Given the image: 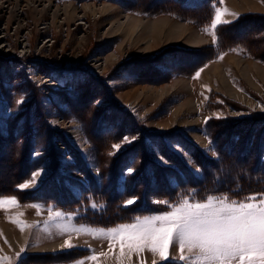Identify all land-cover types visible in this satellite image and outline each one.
Segmentation results:
<instances>
[{"label":"rangeland","instance_id":"374dc122","mask_svg":"<svg viewBox=\"0 0 264 264\" xmlns=\"http://www.w3.org/2000/svg\"><path fill=\"white\" fill-rule=\"evenodd\" d=\"M170 1L0 0V197H16L19 203V207L0 209V224H9L17 233L27 232L22 240L23 235L15 233L13 238L8 230L2 229L0 264H78L80 261L99 264L105 260L104 254L109 250L116 251L113 264H120L119 242L112 241L110 249V242L103 237L97 239L83 232L62 235L56 224L65 223L72 228L111 229L141 216L134 215L138 208L151 211L142 217L164 213L168 208L154 201L175 203L181 197L186 198L187 194H195L199 185L201 189L205 188L204 194L256 195L258 199L260 194H264V163L260 160L264 155V75L252 70L258 87L255 88L244 79L235 64L228 61L227 66L222 67L232 83L248 96V103L219 89L221 84L214 68L215 63H224L225 59L234 56L245 63L264 67V47L262 52H258L261 45L255 43L256 57L242 46H236L216 57L204 58L207 56L201 54L204 51L196 53L191 50L195 47L186 43L185 36H174L168 27L163 29V34L151 32L148 36V40L152 38L150 49L144 39L126 38L110 28L112 22H123L127 14L150 20L167 18L171 23L184 22L190 31L196 30L206 39L203 45L217 48L227 38L218 30L221 25L230 26L240 21L239 32L232 31L233 37L238 35L252 40L253 36L260 38L264 35V0H223V3L204 0L202 6V0H180L189 9L203 7L188 13L185 10L183 16L172 9ZM108 2L119 9L98 15L85 13L82 9L87 3H96L99 9ZM158 2L160 6L156 4ZM68 3L78 6L79 13L67 14L63 5ZM214 7L236 14L222 16L227 23L218 25L216 43L210 32L205 31L206 28L211 29ZM203 15L210 16L209 20L201 19ZM250 18L254 19L250 21ZM114 54L116 59L105 64V59ZM177 80L191 83L192 88L187 84L180 85L178 90L161 100L155 91L172 86ZM193 101L200 102L199 111L193 110ZM87 103H90L89 107ZM178 106L182 109L176 115ZM114 112L115 120L118 119L116 129L107 119ZM196 117L198 123L184 125ZM249 125L251 127L245 132L247 138L238 147L239 140L234 139L232 133L238 127L244 130ZM121 127L126 131L118 134V142H115L116 130H121ZM230 128L232 130L228 132ZM253 131L259 135L257 139L253 138ZM110 133L101 137V134L106 136ZM193 133H200L205 143L191 138ZM124 137H129L132 142H125ZM108 140L113 142L112 145L120 143L121 148L114 152L112 145L106 144L104 151L108 156L106 154L103 159L99 146H105L104 142ZM176 145L182 146L195 164L188 165L183 152L174 147ZM212 146L217 152L215 156L206 152ZM112 152L114 154L110 155ZM114 157L119 158L117 176H114ZM130 167L133 169L131 174L127 172ZM38 171L41 175L36 176L31 186L20 190L18 186L30 181L33 173ZM170 174L176 194L170 199H159L157 191L160 193V184L167 182L165 179L169 180ZM13 176L17 179L14 180ZM144 184L153 189L150 197L143 191L144 187L147 188ZM189 187L197 188L184 190ZM128 191L133 194L122 201L124 197L121 196ZM116 196L121 198L115 199ZM130 198H136V202L126 207L125 201ZM126 208L127 214L124 215ZM53 209L64 214L62 220L49 221ZM111 209H117L114 216L109 213ZM126 217L130 219L126 220ZM12 220H18L27 227L21 231ZM96 235L100 236V233L96 232ZM66 239L71 248L66 244L52 249L44 246ZM21 249L25 251L22 253ZM175 249L178 248L170 246L168 260L158 257L156 264L169 260L173 264H183L179 260L180 252ZM92 254L96 255L95 260L88 259ZM132 256L129 264H153L154 256L148 250ZM124 264H127V259Z\"/></svg>","mask_w":264,"mask_h":264},{"label":"snow or ice","instance_id":"6c2138e0","mask_svg":"<svg viewBox=\"0 0 264 264\" xmlns=\"http://www.w3.org/2000/svg\"><path fill=\"white\" fill-rule=\"evenodd\" d=\"M219 2L223 3V0ZM224 15L236 14L214 7L211 29H205L213 36L214 43L218 25L227 23L222 20ZM196 77H199V72ZM123 140L132 142L129 137H124ZM174 147L183 152L188 165L195 164L190 154L182 150V146ZM112 148L114 152L118 151L121 144H113ZM206 152L217 155L214 146L206 149ZM157 155L159 156L158 152ZM260 160L264 163V155H261ZM199 170L197 166V171ZM127 172L131 174L133 169L130 167ZM38 175H41V172H34L30 181L18 186L20 190L29 188ZM135 202L136 198H130L125 201V206H131ZM154 203L163 204L168 211L136 217L131 223L111 229L94 230L85 226L72 228L65 223H57L56 227L62 235L83 232L93 235V238L103 237L110 242V249L112 241L119 242L120 264L130 259L133 253L139 255L145 250L150 251L154 257L158 255L161 260H168L170 246L179 249V260L183 264H264V194H260L259 199L256 195H249L237 200L228 193H222L209 194L202 201L193 197H181L175 203L158 200ZM8 206L19 207L18 199L0 197V209L6 210ZM63 217V213L53 209L49 221L62 220ZM11 222L17 224L21 231L27 227L18 220ZM96 232H99L100 236H97ZM65 243L69 248L72 247L68 241ZM24 251L21 249L22 253ZM96 258L95 254L88 257L89 260ZM78 264L84 262L80 261ZM153 264H156L155 260ZM168 264H173V261L169 260Z\"/></svg>","mask_w":264,"mask_h":264},{"label":"bare ground","instance_id":"6f19581e","mask_svg":"<svg viewBox=\"0 0 264 264\" xmlns=\"http://www.w3.org/2000/svg\"><path fill=\"white\" fill-rule=\"evenodd\" d=\"M88 2V1H87ZM52 5H50L49 7H51ZM64 6V11H67V14H69V15H71V14H76V13H79V8H78V6H76L75 4L73 5L72 3H68V4H64L63 5ZM98 5H96V3H92V4H85V5H83V7H82V9L84 10V12L85 13H91L92 15H98V13H100V14H105V13H111V12H113V11H117L118 9H119V7L118 6H116L115 4H113V3H111V2H108V3H104V4H102V6L98 9ZM59 8V7H58ZM99 10V11H98ZM125 16V18H124V20H123V22H119V23H111L110 24V28H111V31H118V33L119 34H122V35H124L126 38H131V39H134V38H140V39H144V43L145 44H147V48L148 49H150V48H152V45H150L151 44V39H149L148 40V36L151 34V32H154L155 34L156 33H159V34H163V32L165 31V30H163L164 28H166V27H168L169 28V30L171 31V33L174 35V36H177V37H181V38H184V36H185V38H184V40L186 41V43H188L189 45H192V46H194L195 48L194 49H191V50H193V51H195L196 53L197 52H199L202 48H204V47H206L207 45H203V43L206 41V39L204 38V37H202L196 30H193V31H190L188 28H187V26H186V24L184 23V22H174V23H171V21L170 20H168L167 18H163V19H157V20H150V19H140V18H137V17H135L134 15H131V14H127V15H124ZM261 43V42H260ZM179 52H181V53H185V52H182V51H179ZM190 54H191V52H189ZM194 53V52H193ZM195 53V54H196ZM188 54V53H187ZM185 55V54H184ZM183 55V56H184ZM194 55V54H193ZM187 56H189V55H187ZM192 57V56H191ZM194 57H195V55H194ZM113 59H116V54H114V55H111V56H108L106 59H105V64H107L108 62H110V61H112ZM189 59V58H188ZM186 60H187V58H186ZM230 62V63H232V64H235L236 65V67L238 68V71L240 72V74L244 77V79L246 80V81H248V83H250L253 87H255V88H258L257 86H256V84H255V80H254V77H253V73H252V70L254 69V70H257V71H259V72H261V74L262 75H264V67H262V66H260V65H258L257 63H254V64H250V63H245L244 61H242V60H240L238 57H229L228 58V60L227 59H225L224 60V63H215L214 64V68H215V71H216V74L219 76V81H220V84H221V86H220V88L219 89H223V90H226V92H228V94L229 95H231V96H233L234 98H236L237 100H242V101H247L248 103H250L249 102V99H248V96H246L245 94H244V92L243 91H241V90H239L233 83H232V81L230 80V78H228L227 77V75L225 74V72H223L222 71V67L223 66H227V62ZM153 62H155V61H153ZM158 62V61H157ZM226 64V65H225ZM150 65V64H149ZM127 67H129V66H127ZM95 68H97L98 70L100 69V67H95ZM175 68V67H174ZM136 69V68H135ZM151 69H152V67H151ZM154 69V68H153ZM156 69V68H155ZM176 69V68H175ZM175 69H173V70H175ZM133 70V69H132ZM145 70V69H144ZM157 70H158V68H157ZM185 70H186V68H185ZM49 71V70H48ZM50 71H51V69H50ZM89 71V70H88ZM141 71V70H140ZM154 70H152V72H153ZM63 72V71H62ZM97 72V71H96ZM101 72V71H100ZM156 72V71H155ZM138 73V72H137ZM144 73V72H143ZM159 74H160V72H158ZM139 74V73H138ZM162 74V73H161ZM164 74H166V72L164 73ZM168 74V73H167ZM59 75V74H58ZM62 75V74H61ZM163 75V74H162ZM162 75H160L159 76V78L162 76ZM169 75V74H168ZM167 76V75H166ZM165 76V77H166ZM145 77V76H144ZM143 77V78H144ZM143 78H141V79H143ZM57 79V78H56ZM59 79V78H58ZM57 79V80H58ZM99 79V78H98ZM139 79V78H138ZM145 79V78H144ZM161 79H163V78H161ZM166 79V78H165ZM169 79V78H168ZM172 79V78H171ZM64 80V79H63ZM147 80H149V79H147ZM158 80V79H157ZM167 80V79H166ZM98 81V80H97ZM135 81V80H134ZM145 81H146V79H145ZM158 81H160V80H158ZM54 82V81H53ZM57 82V81H56ZM104 82V81H103ZM189 82V81H188ZM96 83V82H95ZM148 83V82H147ZM150 83V82H149ZM70 84V83H69ZM104 84V83H103ZM172 84V83H171ZM187 84V82H185V81H182V80H177V81H175V83L172 85V86H164V87H161V89H159V90H157V91H155L156 92V94L159 96V98H161V100L165 97V96H167L168 94H170L171 92H173V91H175V90H178V88L180 87V85L181 86H185ZM53 85V84H52ZM58 85V84H57ZM68 85V84H67ZM101 85V84H100ZM71 86V85H70ZM94 86H96V85H94ZM105 86H107V85H105ZM187 86H188V88H192L191 86V83H188L187 84ZM46 87V86H45ZM48 88V87H47ZM60 88V87H59ZM66 88V87H65ZM185 88V87H184ZM46 89V88H45ZM98 89V88H97ZM96 90V88L94 89V91ZM49 91V90H48ZM262 92H263V90H261ZM59 92V91H58ZM57 92V93H58ZM67 92V91H66ZM85 92V91H84ZM96 92V91H95ZM94 92V93H95ZM150 92V91H149ZM56 93V94H57ZM62 93V92H61ZM68 93V92H67ZM153 93V92H152ZM35 94V93H34ZM63 94H65V93H63ZM86 94V93H85ZM84 94V95H85ZM146 94V93H145ZM49 95V94H48ZM53 95V94H52ZM62 95V94H61ZM171 95V94H170ZM60 96V95H59ZM67 96V95H66ZM81 96H83L82 94H81ZM58 97V96H57ZM85 97V96H84ZM86 98V97H85ZM85 98H82V99H85ZM89 98V97H88ZM64 99V98H63ZM62 99V100H63ZM66 99V98H65ZM64 99V100H65ZM81 99V98H80ZM86 100V99H85ZM160 100V101H161ZM61 101V100H60ZM84 101V100H83ZM82 101V102H83ZM87 101V100H86ZM89 101V100H88ZM62 102H64V101H62ZM81 102V103H82ZM91 102V101H90ZM59 104V103H58ZM61 104V103H60ZM84 104H86V103H84ZM84 104H83V106H84ZM88 104V103H87ZM90 104V103H89ZM88 104V107L90 106ZM37 105V104H36ZM252 105V104H251ZM45 106L46 105H44V108H45ZM82 106V105H81ZM82 106V107H83ZM192 106H193V110L194 111H199L200 110V102H198V101H193V103H192ZM250 106V105H249ZM39 108V107H38ZM90 109V108H89ZM181 109H182V106H178V108L177 109H175V111H176V115H177V113H179L180 111H181ZM43 110H45V109H43ZM42 110V111H43ZM46 111H48V110H46ZM87 111V110H86ZM115 111V110H114ZM119 111H121V110H119ZM155 111V110H154ZM89 112H90V110H89ZM125 112V111H124ZM85 113V112H84ZM83 113V114H84ZM119 113H121V112H119ZM48 115V114H47ZM254 115H256L257 116V114H254ZM262 115V114H261ZM260 115V116H261ZM83 116V115H82ZM86 116H87V113H86ZM122 116V115H121ZM132 116V115H131ZM137 116V115H136ZM84 117V116H83ZM125 116H123V118H124ZM135 117V116H134ZM130 118V117H129ZM153 118V117H152ZM126 119V118H125ZM132 119V118H131ZM130 119V120H131ZM134 119V118H133ZM127 120H129L128 119V117H127ZM12 121V120H11ZM134 121V120H133ZM198 121H199V119L196 117L195 119H193L192 121H187V122H185L184 123V125H192V124H194V123H198ZM128 122H130V121H128ZM142 122V121H141ZM159 123V122H158ZM131 124V123H130ZM136 124V123H135ZM142 124V123H141ZM137 125V124H136ZM159 125H163V124H161V123H159ZM46 126H48V125H46ZM138 126V125H137ZM142 127V126H141ZM160 127H166V126H160ZM227 127V126H226ZM128 128H129V126H128ZM127 128V129H128ZM131 128V127H130ZM130 128H129V131H130ZM132 128H133V126H132ZM123 129V128H122ZM137 130V129H136ZM147 130V129H146ZM3 132L5 131V130H2ZM50 131V130H49ZM135 131V130H134ZM136 132V131H135ZM170 132V131H169ZM199 132V131H198ZM47 133V132H46ZM139 133V132H138ZM1 134V133H0ZM48 134V133H47ZM50 134V133H49ZM48 134V135H49ZM60 134V133H59ZM61 134H62V132H61ZM160 134V133H159ZM165 134V133H164ZM177 134V133H176ZM5 135V134H4ZM102 135V134H101ZM157 135V134H156ZM166 135V134H165ZM164 135V136H165ZM173 135V134H172ZM50 136V135H49ZM144 136V135H143ZM146 136V135H145ZM151 136V135H150ZM168 136V135H167ZM51 137V136H50ZM58 137V136H57ZM57 137H56V139H57ZM154 137V136H153ZM156 137V136H155ZM191 138H193V139H195L197 142H199V143H205V140H204V137L202 136V135H200V133H193L191 136H190ZM0 138H2V137H0ZM49 138V137H48ZM60 138H62V137H60ZM138 138V137H137ZM151 138V137H150ZM160 138V137H159ZM170 138H173V137H170ZM206 138V137H205ZM143 139V138H142ZM158 139V138H157ZM1 140V139H0ZM4 140V139H3ZM63 140V139H62ZM164 140V139H163ZM145 141V140H144ZM154 141H155V139H154ZM159 141V140H158ZM3 141H1V143H2ZM55 142V141H54ZM138 142V141H137ZM151 142V141H150ZM149 142V143H150ZM161 142V141H160ZM189 142V141H188ZM154 143H156V142H154ZM158 143V142H157ZM162 144H163V141L161 142ZM191 143V142H190ZM53 144V143H52ZM55 144V143H54ZM193 144V143H192ZM146 145V144H145ZM164 145H166V144H163V146ZM140 146H142V144L140 145ZM167 146V145H166ZM172 146V145H171ZM9 147H10V145H9ZM11 147H12V144H11ZM52 147H53V145H52ZM73 147V146H72ZM148 147V146H147ZM154 147V146H153ZM197 147V146H196ZM140 148V147H139ZM138 148V149H139ZM160 148V147H159ZM168 148V147H167ZM198 148V147H197ZM75 149V148H74ZM161 149V148H160ZM165 149V148H164ZM10 150H12V149H10ZM167 150V149H166ZM170 150V149H169ZM8 151V150H7ZM59 151V150H58ZM140 152H141V150H139ZM151 151V150H150ZM9 152V151H8ZM138 152V151H137ZM164 152V151H163ZM4 153V152H3ZM10 153V152H9ZM9 153H7L6 155H8ZM12 153H13V151H12ZM57 153V152H56ZM165 153V152H164ZM173 153V152H172ZM53 154V153H52ZM55 154V153H54ZM140 154V153H139ZM169 154V153H168ZM168 154L166 155V156H168ZM1 155V154H0ZM3 155V154H2ZM58 155V154H57ZM10 156V155H9ZM12 156V155H11ZM15 156V155H14ZM13 156V157H14ZM53 156V155H52ZM56 156V155H55ZM54 156V157H55ZM171 156H174V155H171ZM8 157V156H7ZM12 157V158H13ZM176 157V156H175ZM3 158H5V157H3ZM2 158V159H3ZM56 158V157H55ZM172 159V158H171ZM54 160V159H53ZM10 161V160H9ZM176 161V160H175ZM8 162V161H7ZM17 162V161H16ZM57 162V161H56ZM55 162V163H56ZM59 162V161H58ZM14 163V162H13ZM24 163H26V162H24ZM55 163H54V165H55ZM4 164V163H3ZM7 164V163H6ZM22 164V163H21ZM27 164V163H26ZM199 164V163H198ZM8 165H9V162H8ZM14 165V164H13ZM37 165H39V164H37ZM58 165V163H56V165L55 166H57ZM5 166V165H4ZM7 166V165H6ZM17 166V165H16ZM15 166V167H16ZM19 166V165H18ZM27 166V165H26ZM25 166V167H26ZM29 166V165H28ZM1 167V166H0ZM11 168H12V166H10ZM38 167V166H37ZM17 168V167H16ZM21 168H23L22 167V165H21ZM0 169H2V168H0ZM7 169V168H6ZM9 169V168H8ZM24 169V168H23ZM28 169H30V168H28ZM77 169V168H76ZM82 169V168H81ZM25 170H27L26 168H25ZM25 170H24V172H25ZM35 170V169H34ZM20 171V170H19ZM18 171V172H19ZM22 171V170H21ZM86 171H88V170H86ZM74 172V171H73ZM76 172V171H75ZM81 172V171H80ZM190 172V171H189ZM7 173V172H6ZM30 173V172H29ZM1 174V173H0ZM8 174V173H7ZM7 174H5V175H7ZM9 174H10V172H9ZM13 174V173H12ZM17 174H19V173H17ZM22 174V172L20 173V175ZM28 174V173H27ZM85 174H87V172L85 173ZM90 175V174H89ZM8 176V175H7ZM6 176V177H7ZM23 176V175H22ZM75 176V175H74ZM86 176V175H85ZM2 177H3V179H4V174H2ZM5 177V178H6ZM9 177V176H8ZM16 177V176H15ZM18 177H20V176H18ZM25 177V176H24ZM10 178V177H9ZM9 178L7 179L6 178V181L8 180V182H9ZM12 178V177H11ZM13 178H14V176H13ZM28 178V177H27ZM47 178V177H46ZM50 178V177H49ZM85 178V177H84ZM94 178V177H93ZM17 179V178H16ZM15 178H14V180H16ZM19 179H22L21 177L19 178ZM25 179V178H24ZM52 179V178H51ZM73 179V178H72ZM82 179V178H81ZM0 180H2V178L0 179ZM75 180V179H74ZM18 181V180H17ZM45 181V180H44ZM48 181V180H47ZM49 181H52V180H49ZM77 181V180H76ZM93 181V180H92ZM1 183H2V181H0ZM4 182H5V179H4ZM49 183V182H48ZM53 183H55V181H53ZM76 183V182H75ZM50 185H52V184H50ZM50 185H49V187H50ZM53 185H56V184H53ZM46 186V185H45ZM225 186V185H224ZM0 187H2V186H0ZM52 187H54V186H52ZM47 188V187H46ZM60 188V187H59ZM52 189V188H51ZM50 189V190H51ZM56 189V188H55ZM59 190V189H58ZM54 191V190H53ZM217 193V192H216ZM12 228V226H10L9 224H5V223H1L0 224V232L2 231V229H6V230H8L9 231V233H10V235L14 238V234L16 233V234H19L20 236L21 235H23V239L22 240H24L25 238H26V235H27V232H21V233H17L16 231H14L13 230V228ZM4 232V231H3ZM7 234H8V232H7ZM29 236V235H28ZM20 239V238H19ZM15 241V240H14ZM66 241H68V239H66V240H62V241H58V242H53V243H49V244H47V245H44L46 248H50V249H52V248H54V247H59V246H61V245H64V244H66L65 242ZM176 251H179V249H175ZM115 252L116 251H114V252H112V250H109V252H107V253H105L104 255H106L105 256V260H103V261H101L99 264H113V260H114V258L116 257V254H115ZM159 256H155V257H153L152 258V260L151 261H153V260H155V259H157ZM132 258H133V256H131V258L130 259H127V264H129V263H131V260H132ZM165 263V262H164ZM167 263V262H166ZM98 264V263H97Z\"/></svg>","mask_w":264,"mask_h":264},{"label":"trees","instance_id":"16d2710c","mask_svg":"<svg viewBox=\"0 0 264 264\" xmlns=\"http://www.w3.org/2000/svg\"><path fill=\"white\" fill-rule=\"evenodd\" d=\"M171 2V6H172V9L174 10V11H176V12H178L179 14H181L182 16L184 15V13H185V10H187L186 12L188 13V11H196V10H199V9H201V8H203V7H200V8H195V9H193V8H191V9H189V8H187V6H186V4H184V3H182L180 0H171L170 1ZM179 2V3H178ZM157 5H159L160 6V2H158V3H156ZM182 4V5H181ZM204 4V0H202V4H201V6ZM178 5H180V7L178 6ZM206 6V5H205ZM204 6V7H205ZM208 7H206V9H207ZM206 12H208V10H206ZM205 14V13H204ZM204 16V15H203ZM209 18H210V16H204V17H202L201 19H203V20H209ZM255 18V17H254ZM254 18H250V21H251V19H254ZM259 20H262L261 18H259ZM243 22V21H242ZM241 22V23H242ZM238 23V24H237ZM240 23V21H236V22H234V23H232V25L233 24H235V25H230V26H225V25H221L219 28H218V30L219 31H221L222 33H224V34H226V36H227V38H224V40L218 45V46H216L217 48H215V47H213V46H211V48H208L207 46L206 47H204V48H202L199 52H201V51H204L205 53H203V52H201V54L202 55H204V54H206L207 56H205L204 58H212V57H216V55H219L221 52H223V51H225V50H229V48H233V47H236V46H242L245 50H247V52L250 54V55H253V56H255L256 57V53H254V47H255V43L256 44H259V45H261V48H260V51H258V52H262V46L264 47V35L263 36H261L260 38L259 37H256V36H253L252 38V40H250L251 38L249 37V38H244V37H241V36H238V35H234V37L231 35V33H232V31H234L235 30V32L236 33H238L239 31H237V28H238V26L240 25L239 24ZM251 35V34H250ZM233 37V38H232ZM232 38V39H231ZM261 42V43H260ZM254 44V45H253ZM259 48V47H258ZM208 51V52H207ZM257 52V53H258ZM202 57V56H201ZM199 63H201L200 65H202L203 64V62L201 61V62H199ZM118 111V110H117ZM115 117H116V113L114 112V113H112L111 115H108V117H107V119L110 121V124H112L113 125V127L116 129V123L118 122V119L117 120H115ZM100 119H103V116L100 118ZM87 121V120H86ZM253 123H256L254 120L252 121ZM94 123H95V121H94ZM41 125H44L43 123L41 124ZM95 125H96V123H95ZM97 126L99 127V128H101L102 127V125L101 124H97ZM229 126H232V124L231 125H229ZM257 126V125H256ZM251 126L249 125L247 128H244V130L242 129L241 130V128L240 127H238L236 130H234V132L232 133V136H233V138L234 139H236V138H238V142H237V145L239 144V143H241V142H243L246 138H247V133H245L246 132V129H248V128H250ZM123 128V129H122ZM255 129H256V127H255ZM231 130H232V128H230L229 130H228V132H231ZM125 131H126V129L124 128V127H121V130H119V129H117L116 130V135H115V138H116V136L118 135V134H120V133H125ZM224 132V131H223ZM254 133H252V135H253V138L254 139H257L258 138V136L255 134V131H253ZM224 133H227V132H224ZM112 133H110V134H107L106 136H104L103 134L101 135V137H107V136H109V135H111ZM222 134H220L219 136H221ZM118 138V137H117ZM115 139L114 141L115 142H118V139ZM110 140H108V142H109ZM31 142L34 144V142L31 140ZM105 143L104 142V145L105 146H103V145H101V146H99V147H101L102 149L101 150H99V153L102 155V157H103V159H104V156L107 154V156H108V153H106V151H104V149L106 148V144H108L109 145V147L112 145V141H110L109 143ZM243 143H241L240 145H242ZM240 145H238V147L240 146ZM233 150H235L234 149V147H231ZM236 151V150H235ZM100 154H99V156H98V158H100ZM114 162H113V167H114V176H117L118 175V171H117V169L119 168V164H118V162H119V158L117 159V158H115L114 157V160H113ZM99 165H100V162H99ZM36 167H33V170L35 169ZM255 172H258L257 170H255ZM171 179H172V175L170 174V179L168 180L167 178L165 179L167 182H163L162 184H160V193L157 191V194L159 195V199H170L172 196H174V194H176L175 193V187H173V185H172V181H171ZM230 185V184H229ZM252 185V183H250V186ZM144 186H146L147 187V185H145L144 184ZM195 188H197V187H192V188H186V189H184L185 191H191V190H194ZM204 189L205 188H202L201 189V186L199 185L198 186V188L197 189H195L197 192L195 193V194H187L185 197L186 198H188V197H193V198H195V199H198V200H203L207 195H209V194H211V193H209V194H207V193H205L204 194ZM143 191H144V193H146V196H151L152 194H153V189L152 188H149L148 189V187L147 188H143ZM168 191V192H167ZM169 192H171L172 194H170V195H168V193ZM223 193V192H222ZM221 193V194H222ZM238 194H240L241 192H237ZM133 193H132V191H128L126 194H124L123 196H121V197H124L123 199H122V201L123 200H125L126 199V196H131ZM228 194H230L233 198H235V199H237V200H239V199H241V198H244V197H246V196H243L242 194H240L239 196H236L235 194H231V193H228ZM120 196H116L115 197V199L116 198H121ZM110 201H112L111 199H110V197H109V202ZM110 206H111V208H112V205L111 204H109ZM117 209H111L110 211H109V213L110 214H112V216H114V212L116 211ZM126 210H128V208H126V209H124V211H123V214L124 215H126L127 214V212H126ZM151 211H148V210H146V209H140V208H138L137 210H135V213H134V215H141V216H135V217H142L143 215H147V214H149ZM134 215H132V216H134ZM132 216H130V217H132ZM130 217H126L125 219L127 220V219H130ZM112 220V219H111ZM166 263V262H165ZM164 263V264H165ZM166 264H168V262L166 263Z\"/></svg>","mask_w":264,"mask_h":264}]
</instances>
